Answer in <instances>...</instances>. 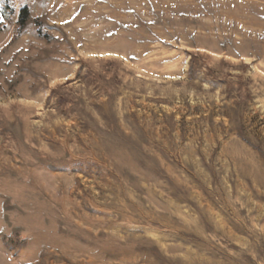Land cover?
Masks as SVG:
<instances>
[{"label":"rangeland","instance_id":"obj_1","mask_svg":"<svg viewBox=\"0 0 264 264\" xmlns=\"http://www.w3.org/2000/svg\"><path fill=\"white\" fill-rule=\"evenodd\" d=\"M0 264H264V0H0Z\"/></svg>","mask_w":264,"mask_h":264},{"label":"trees","instance_id":"obj_2","mask_svg":"<svg viewBox=\"0 0 264 264\" xmlns=\"http://www.w3.org/2000/svg\"><path fill=\"white\" fill-rule=\"evenodd\" d=\"M22 12H25V9H23ZM24 22H25V20H22V21L20 22V25H19L20 27H19V28H21V27L23 26ZM19 28H18V29H19ZM194 59H195V58H192V60H191L192 63H193V60H194ZM191 65H192V64H191ZM191 67H192V66H191ZM192 68H193V67H192Z\"/></svg>","mask_w":264,"mask_h":264}]
</instances>
